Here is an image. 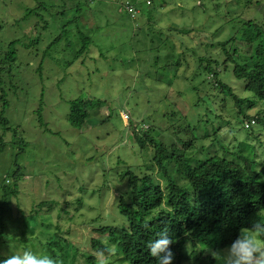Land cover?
Here are the masks:
<instances>
[{"label":"rangeland","instance_id":"1","mask_svg":"<svg viewBox=\"0 0 264 264\" xmlns=\"http://www.w3.org/2000/svg\"><path fill=\"white\" fill-rule=\"evenodd\" d=\"M37 1L0 0V66L10 43L22 42L15 47L13 74L4 73L8 124L1 123L0 136L4 126L17 133H5L0 147V259L9 254L8 241H16L12 244L20 251L31 247L46 253L41 243L58 221L48 209L52 202L55 208L75 197L85 202L73 217L64 212L60 221L75 247L86 245L100 224L121 222L113 210L120 193L115 184L124 179L119 172L127 165L136 171L159 168L155 146L149 142L142 148L135 141L131 121L172 150H185L188 141L186 153L194 164L208 152L232 160L244 154L264 163V119H257L260 110L264 115L262 104L248 109L257 119L250 133L241 127V108L234 99L195 71L198 55L226 59L218 42L232 35L233 24L242 17L263 20L264 1L246 6V0H147L154 9L151 19L139 8L132 18L123 0H41L53 6L27 14ZM145 1L139 0L143 6ZM84 36L91 39L87 47ZM31 41L36 43L26 48L24 43ZM221 78L238 95L252 94L231 70ZM80 96L107 102L92 109L81 129L68 118L71 100ZM2 110L0 101V115ZM15 136L27 144L22 147ZM119 158L126 163L117 164ZM11 170L21 171L14 195L9 192L13 177L3 191ZM170 170L180 185L189 187L178 164ZM42 204L52 225L41 224L42 219L26 223L22 207L29 216L31 208ZM112 264L125 263L113 257Z\"/></svg>","mask_w":264,"mask_h":264},{"label":"trees","instance_id":"2","mask_svg":"<svg viewBox=\"0 0 264 264\" xmlns=\"http://www.w3.org/2000/svg\"><path fill=\"white\" fill-rule=\"evenodd\" d=\"M123 1L125 4L129 2L139 8L142 15L143 13L149 15L148 19L154 16V9H150L147 0L145 6L139 0ZM262 1L264 0H246L245 5L252 6L255 2L259 4ZM48 6L53 5L39 0L27 14L33 12L39 14L37 8L46 10ZM37 26L41 27L39 22ZM233 27L232 35L218 42L222 47V55L226 54V59H216L207 54L198 55L195 71L206 74L211 87L234 99L237 107L241 108L237 117L241 127L251 133L253 130L251 120L256 118L248 114V109L261 104L264 107V19L242 17L233 24ZM57 40L56 38L48 48ZM82 41L84 47H87L91 39L84 36ZM19 43L22 42L15 40L10 43V49L5 52L0 66V101L3 102L0 125L8 124V119L4 116L9 105L4 88V73L13 74L16 67L14 63L18 60L15 47ZM35 43L25 42L24 46L31 48ZM211 45L216 46L214 43ZM228 70L245 81V88L252 93L251 95L246 97L238 95L232 85L221 78L222 72ZM12 84L15 85L13 82ZM104 103L107 102L98 97L90 99L80 96L71 100L68 117L70 124L81 129L90 118L92 109ZM246 104L247 108H242ZM109 109L110 116L113 117L116 114L115 110L111 107ZM261 112L262 110L258 114V121L264 119ZM246 120L250 126H245ZM131 122L130 131L132 135L134 133L135 141L142 148H146L149 142L155 146L154 161L159 167L158 170L155 172L154 168L148 167L145 171H136L133 170V166L127 165L126 169L119 172L124 179L122 183L115 184L120 193L116 197L113 209L115 215H113L118 214L121 222L100 224L94 228L88 242L82 247L73 245L60 221L64 219V212L67 216L73 217L75 211H78L85 202L80 197H75L67 200L65 207L58 204V208H55V202L49 204L48 209L56 212L58 221L55 225L56 230L45 233H49L48 238L46 242L41 243L46 253L60 260L62 264H97L96 257L103 249V238L108 237L107 240L118 248L117 261L125 264H156V258L148 254L146 243L156 238V234L162 229L168 228L170 236L174 239V243L170 245L174 252L172 264L184 262L216 264L212 253L229 245L242 228L251 226V223L258 218V214L264 212V163L260 164L255 157L251 158L244 154L237 153L235 154L237 159L232 160L227 156L211 155L208 152L204 160L194 164L186 153V149L189 148L188 141L184 142L187 145L185 150L181 148L172 150L163 140L151 136L148 131L144 133L138 122ZM3 129L5 133L10 130L14 134L17 133L11 127L4 126ZM5 133L0 136V147L5 145ZM14 140H18L22 147L27 144L23 142L22 137L15 136ZM250 146L253 147L252 144ZM103 153L104 151L101 155ZM123 163L126 161L119 158L117 164ZM173 164H178L181 168L182 176L188 181L189 187L180 185L172 175L170 168ZM20 173L19 170H11L6 174L3 191L8 190L7 180L13 177L15 181L13 186L9 187V192L13 195L18 193L17 183ZM82 189L83 192L85 188ZM42 206L43 204L37 209L31 208L29 216L21 209L22 216L25 217L24 221L38 223V219H42L41 224L51 226L52 223L49 222L51 219L45 217L48 210L42 212ZM0 237H4L3 229L0 230ZM2 242L7 243L6 240ZM8 242L16 243V241ZM71 252L73 253L70 254Z\"/></svg>","mask_w":264,"mask_h":264},{"label":"clouds","instance_id":"3","mask_svg":"<svg viewBox=\"0 0 264 264\" xmlns=\"http://www.w3.org/2000/svg\"><path fill=\"white\" fill-rule=\"evenodd\" d=\"M259 171V169H258ZM22 209L27 213V209ZM103 249L96 257L97 264H112V258L118 254L115 244L105 239ZM174 239L170 236L168 228L156 234V238L146 243L148 254L156 258V264H172L174 252L170 245ZM212 256L216 264H264V213L251 226L242 228L239 235L225 248L214 251ZM0 264H62L60 260L47 253H40L31 247L18 250L9 243V254L0 259Z\"/></svg>","mask_w":264,"mask_h":264},{"label":"built area","instance_id":"4","mask_svg":"<svg viewBox=\"0 0 264 264\" xmlns=\"http://www.w3.org/2000/svg\"><path fill=\"white\" fill-rule=\"evenodd\" d=\"M149 3H150V0H148ZM126 8L127 10L131 13L132 16H136L137 12H138V9L136 8V6L132 5V4H129V2H127L126 4ZM256 122V119H252L251 120V123L254 124ZM246 126H250V123L247 122V125Z\"/></svg>","mask_w":264,"mask_h":264}]
</instances>
